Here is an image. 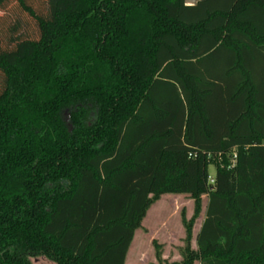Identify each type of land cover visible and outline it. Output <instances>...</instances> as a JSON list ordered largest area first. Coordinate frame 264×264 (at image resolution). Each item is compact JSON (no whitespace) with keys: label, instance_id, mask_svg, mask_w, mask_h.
<instances>
[{"label":"trees","instance_id":"obj_1","mask_svg":"<svg viewBox=\"0 0 264 264\" xmlns=\"http://www.w3.org/2000/svg\"><path fill=\"white\" fill-rule=\"evenodd\" d=\"M165 195L157 264H264V0H0V264H126Z\"/></svg>","mask_w":264,"mask_h":264},{"label":"rangeland","instance_id":"obj_2","mask_svg":"<svg viewBox=\"0 0 264 264\" xmlns=\"http://www.w3.org/2000/svg\"><path fill=\"white\" fill-rule=\"evenodd\" d=\"M196 0H186L188 4ZM209 176L214 178L216 168L213 163L208 167ZM208 207V196L202 198V212L194 228L193 248L197 249L196 237L204 222ZM194 214V201L188 196L165 195L151 207L143 221L144 227L136 232L126 264H157L155 244L162 247L163 257L170 263H179V248L183 246L185 229L183 219L191 220ZM33 264H55L38 258Z\"/></svg>","mask_w":264,"mask_h":264},{"label":"built area","instance_id":"obj_3","mask_svg":"<svg viewBox=\"0 0 264 264\" xmlns=\"http://www.w3.org/2000/svg\"><path fill=\"white\" fill-rule=\"evenodd\" d=\"M234 158H235V156H234ZM208 181H209V184H211V185L214 184V178H212L211 176H209Z\"/></svg>","mask_w":264,"mask_h":264},{"label":"crops","instance_id":"obj_4","mask_svg":"<svg viewBox=\"0 0 264 264\" xmlns=\"http://www.w3.org/2000/svg\"><path fill=\"white\" fill-rule=\"evenodd\" d=\"M195 3H196V1H195ZM195 3H190V4H188V3L186 2V4H187L188 6H193ZM143 227H144V225H143ZM135 236H136V234H135Z\"/></svg>","mask_w":264,"mask_h":264}]
</instances>
